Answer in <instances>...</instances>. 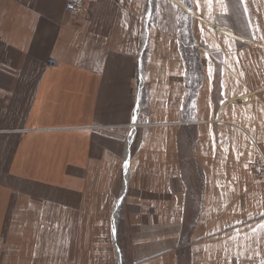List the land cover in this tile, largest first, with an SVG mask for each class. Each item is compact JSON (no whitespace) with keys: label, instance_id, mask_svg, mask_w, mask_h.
I'll return each instance as SVG.
<instances>
[{"label":"crops","instance_id":"1","mask_svg":"<svg viewBox=\"0 0 264 264\" xmlns=\"http://www.w3.org/2000/svg\"><path fill=\"white\" fill-rule=\"evenodd\" d=\"M66 2L0 0V264H264V0Z\"/></svg>","mask_w":264,"mask_h":264},{"label":"built area","instance_id":"2","mask_svg":"<svg viewBox=\"0 0 264 264\" xmlns=\"http://www.w3.org/2000/svg\"><path fill=\"white\" fill-rule=\"evenodd\" d=\"M89 1L90 0H67L64 9L67 13L77 18L86 12L85 6ZM54 64L55 60H50V65ZM249 168L257 180L264 181V158L249 163Z\"/></svg>","mask_w":264,"mask_h":264},{"label":"water","instance_id":"3","mask_svg":"<svg viewBox=\"0 0 264 264\" xmlns=\"http://www.w3.org/2000/svg\"><path fill=\"white\" fill-rule=\"evenodd\" d=\"M123 196V195H122ZM122 198V197H121ZM120 202H121V200H120ZM120 202H119V204H118V206L120 205ZM116 223H117V215L115 214V216H114V225L116 226Z\"/></svg>","mask_w":264,"mask_h":264},{"label":"snow or ice","instance_id":"4","mask_svg":"<svg viewBox=\"0 0 264 264\" xmlns=\"http://www.w3.org/2000/svg\"><path fill=\"white\" fill-rule=\"evenodd\" d=\"M208 2L211 3L212 0H208ZM209 59H211V58H209ZM210 71H211V68H210ZM260 227H261V228H264V223H262V224L260 225ZM253 230L255 231L256 229H253Z\"/></svg>","mask_w":264,"mask_h":264}]
</instances>
